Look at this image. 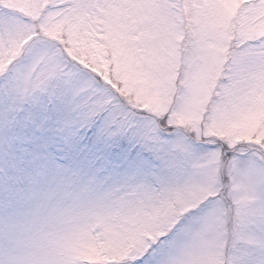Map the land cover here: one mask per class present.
I'll list each match as a JSON object with an SVG mask.
<instances>
[{"label": "snow or ice", "instance_id": "snow-or-ice-1", "mask_svg": "<svg viewBox=\"0 0 264 264\" xmlns=\"http://www.w3.org/2000/svg\"><path fill=\"white\" fill-rule=\"evenodd\" d=\"M0 264H264V0H0Z\"/></svg>", "mask_w": 264, "mask_h": 264}]
</instances>
